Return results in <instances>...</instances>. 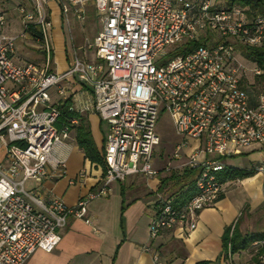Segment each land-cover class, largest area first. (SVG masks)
Returning a JSON list of instances; mask_svg holds the SVG:
<instances>
[{
	"label": "built area",
	"instance_id": "1",
	"mask_svg": "<svg viewBox=\"0 0 264 264\" xmlns=\"http://www.w3.org/2000/svg\"><path fill=\"white\" fill-rule=\"evenodd\" d=\"M259 1L261 11L238 0H55L66 17L71 7L83 18L93 6L100 22L90 45L95 59L74 50L71 65L60 72L49 68V0H33V9L19 6L23 29L16 35L4 32L7 15L0 6V264H26L36 250H54L68 218L89 222V203L105 197L112 184L158 174L160 112L169 114L181 136L174 160L197 175L195 192L183 203L157 193L150 234L196 228L198 213L226 190V159L264 144V93H256L251 81L264 72L239 52V45L264 50ZM30 24L41 32L45 67L15 58ZM185 44L195 46L174 54ZM68 100L73 111L96 114L108 126L105 171L74 206L38 192L46 179L67 172L71 125L78 119L61 128L57 123ZM255 170L264 174V158ZM28 181L38 186L27 189ZM251 246L257 264H264V240ZM226 254L233 264L230 244ZM154 262L166 264L156 253Z\"/></svg>",
	"mask_w": 264,
	"mask_h": 264
},
{
	"label": "crops",
	"instance_id": "2",
	"mask_svg": "<svg viewBox=\"0 0 264 264\" xmlns=\"http://www.w3.org/2000/svg\"><path fill=\"white\" fill-rule=\"evenodd\" d=\"M0 6L6 12L8 24V5L3 3ZM56 10L57 21L59 19L61 22L59 13H63L58 4ZM93 10L95 12L94 7ZM52 27L53 70L60 72L71 65L73 51L66 53V46L59 50L55 48L58 28L55 27L53 19ZM13 29L15 30L14 23L12 28L10 26L8 29L11 31L6 30L5 33L16 35L22 30L12 33ZM57 52L62 55V60H58ZM94 59L95 54L89 60ZM72 87L74 91H81L79 85ZM85 116L89 121L94 142L102 152L108 126L96 114L89 113ZM70 142L73 148L66 174L48 178L40 186L34 181H28L26 186L29 185L30 189L38 186V192L45 198L57 196L74 206L81 197L96 189L103 170L101 166L86 159L83 150L76 144L74 130L71 131ZM251 155L257 156L245 162L237 160L240 156ZM263 158L264 144H254L226 161L228 168L255 170ZM159 160L160 158L156 157L154 161L156 168ZM228 168L223 176L228 172ZM82 171H86L85 177L79 176ZM159 174L131 175L124 182L112 184L105 197H97L89 203V222L70 216L62 229V239L58 246L50 252L36 250L26 264H155L154 253L166 264H197L201 261H208L209 264H229L224 249L227 229L230 228L231 235L236 226L239 233L247 237L264 233V174L255 170L244 178H229L222 197L198 213L194 230L164 229L158 236H152L150 222L157 193L167 195L166 191L159 190ZM258 261L252 246L233 253L232 256L233 264H257Z\"/></svg>",
	"mask_w": 264,
	"mask_h": 264
},
{
	"label": "rangeland",
	"instance_id": "3",
	"mask_svg": "<svg viewBox=\"0 0 264 264\" xmlns=\"http://www.w3.org/2000/svg\"><path fill=\"white\" fill-rule=\"evenodd\" d=\"M48 2V12L49 18L55 24L57 29L58 36L54 41V46L58 50L61 47L65 49L66 53L69 51H77L79 56H82L86 59L93 58L94 49L90 48V45L93 43L95 36L100 30V22L97 14L94 12L93 7L88 6L86 8V14L83 18L78 17V12L76 7H71L67 9V17L61 13L57 21L58 11H55L56 5L55 0H49ZM6 3L9 9V21L5 28V32L11 31L8 30L14 23L15 30L12 33L18 32L20 29H23V16L19 12V6L23 5L28 9H33V0H0V4ZM51 8H50V7ZM5 8V7H4ZM8 12V11H7ZM15 20V21H14ZM53 28V27H52ZM51 28V32H52ZM22 31V30H21ZM61 36V37H60ZM42 41L35 39L30 33L26 38H21L17 41L16 57L21 59L20 61H31L40 67L46 66V57L45 53L42 51L41 43ZM64 56V54H63ZM59 57V58H58ZM58 60H62V55H59L57 52ZM49 68L54 69L53 64V50L51 55V62ZM251 79V78H250ZM253 88L256 93H264V77L254 76L252 78ZM157 131L161 136V144L157 147L155 151L156 157L160 158L158 164L159 176L158 178L162 179L168 177L173 173H183V171L188 168L187 165H181L179 161L174 160L173 154L176 149V145L181 141V136L177 135L171 117L166 112H160ZM257 155L240 156L237 160L240 162H245L248 159H252ZM234 160V159H232ZM185 161V160H184ZM236 162V161H235ZM167 195L172 194L175 191H178V187L168 186ZM27 189H30V186L27 185Z\"/></svg>",
	"mask_w": 264,
	"mask_h": 264
},
{
	"label": "trees",
	"instance_id": "4",
	"mask_svg": "<svg viewBox=\"0 0 264 264\" xmlns=\"http://www.w3.org/2000/svg\"><path fill=\"white\" fill-rule=\"evenodd\" d=\"M242 5L250 4L251 7H259L260 11L263 9V6L259 0H238ZM29 32L35 39H42L40 30L35 27V25L30 24ZM195 44H185L181 48H178L174 54L185 52ZM241 55L248 61L256 64L258 67L262 68L264 72V50L257 47H247L239 45ZM261 77H264V73ZM61 114L57 126L61 128L64 125L70 124L71 119H78V123L71 125V130H74L75 141L80 149L83 150L86 159L91 163L101 166L103 173L105 171V165L103 162L102 154L98 148L96 142H94V137L91 131L89 121L85 115L79 114L71 109V101L68 100L61 106ZM255 172L254 169H237L234 167H229L228 172L224 175L225 177L231 179L244 178ZM197 170L193 168H186L183 173L180 174H171L168 177L162 178L161 186L159 187L160 192L169 190L168 186L178 187V191L169 194L171 197H176V199L183 203L189 199L195 192L194 186L196 182ZM125 206L123 207V209ZM230 228L226 230L224 237V249L228 250L229 244L231 245V252L236 253L240 250H245L249 248L252 243L256 240H264V233L260 236H242L237 230L236 226L234 227L232 234L230 235ZM260 253H264V246L261 249ZM197 264H209L208 261H201Z\"/></svg>",
	"mask_w": 264,
	"mask_h": 264
}]
</instances>
